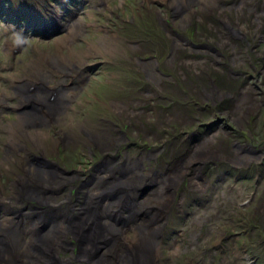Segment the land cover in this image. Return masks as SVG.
I'll return each instance as SVG.
<instances>
[{
	"label": "rangeland",
	"instance_id": "1",
	"mask_svg": "<svg viewBox=\"0 0 264 264\" xmlns=\"http://www.w3.org/2000/svg\"><path fill=\"white\" fill-rule=\"evenodd\" d=\"M20 1L34 11L25 17L29 21L23 19ZM48 4L59 12L55 18L44 16ZM73 23L69 42L56 45ZM188 24L183 33L179 28ZM175 30L218 50L221 58L207 51L206 62L194 70L178 69L176 60L188 52L180 43L172 51ZM46 35L52 38L45 40ZM102 43H111L112 51H104ZM42 56L59 62L64 73ZM153 58L158 84H148L143 73V61ZM19 81L38 84L49 94L59 88L63 105L46 125L10 141V126L17 127L32 108L17 96ZM36 107L45 112V106ZM35 130L42 135L32 143ZM17 139L18 147L12 144ZM173 140L184 142L177 155L170 151L177 144ZM112 160L115 168L126 172L134 164L150 178L132 195L115 189L89 204L95 226L88 222L65 235L61 249L54 245L55 236L45 237L57 250L40 246L48 254L45 261L41 249L23 248L46 235L44 226L60 223L64 210L69 215L63 220L79 221L87 192L95 191L96 171ZM35 162L61 173L56 180L78 178L44 189L56 202L67 198L69 205L37 212L25 195L27 201L20 199L16 206L4 204L18 191L14 183L33 178ZM25 186V191L39 188L32 181ZM162 186L167 207L131 217L134 201ZM117 195H124L125 212L123 207L112 214L97 211ZM105 220L114 237L105 246L95 245L93 259L102 264L105 249H139L138 235L149 240L150 233L153 264H264V0H0V243L6 248L13 239V264H87L73 256L89 237L85 232L103 228ZM93 234L98 238L106 230ZM24 252L33 262L27 263Z\"/></svg>",
	"mask_w": 264,
	"mask_h": 264
},
{
	"label": "bare ground",
	"instance_id": "2",
	"mask_svg": "<svg viewBox=\"0 0 264 264\" xmlns=\"http://www.w3.org/2000/svg\"><path fill=\"white\" fill-rule=\"evenodd\" d=\"M188 3H189V1H188ZM17 4L18 5H22L20 10L23 11L22 12L23 13V19H26L25 18L26 16H30V15L32 16L33 9L30 6V4H28L26 2H22V1L17 2ZM33 4L38 6V3L35 2V1H33ZM47 7H50L51 9L47 8ZM47 7L44 6V16L46 15V16L54 17V18L56 16H58L59 12L57 11L56 8L55 9L53 8L54 6L52 4H48ZM36 12H37V17L41 16L40 15L41 13L39 11H36ZM33 13H34V11H33ZM179 14H177V15L179 16ZM26 20L29 21V19H26ZM74 27H75L74 23L71 26H68L67 30H69V31H67V34L65 35V36L69 35L68 39L65 40L64 39L65 36H64L63 39L60 38L62 40L56 41V43H57L56 45H58L59 47H62V45L64 43L69 42L68 40H70V38H71V35H72L71 32H74L72 30V28H74ZM108 44L107 43H105V44L102 43V47H103L102 49H104V51L110 52L113 49V45L111 43H108ZM9 50H11V48H9ZM44 59L46 61V64L47 65L49 64V66L52 69H54L58 73L59 72L60 73H64V68L60 66L59 62H57L56 60H54L53 62H49V57L44 58ZM61 62H63V61H61ZM65 71H66V69H65ZM66 72H69V71H66ZM39 84H42V86H45L44 83H39ZM17 86H18V88L16 89L17 90L16 93H18L17 96L20 98L22 103L23 102L28 103V104L30 103L32 108H30V110H31L30 113L24 114V115H22V117H19L20 122H19V120L17 121V122H19L16 125L17 127L10 126L11 127L10 131H9V133H10L9 134V136H10L9 140L10 141H12V139L16 138L15 135H17V136L20 135L21 137L22 136L25 137L24 133H26L25 132L26 129L32 128L35 125L36 126L37 125H42V126L46 125V123L49 122L48 118L51 119V117L55 114V112L61 111L60 108L63 105L62 102L61 103L59 102V99H58L59 96H57V95L52 100V101H54V104L50 105L49 102H52V101H50L49 97L52 94V92H50V94H49L47 89H45V88L43 89L41 86L38 87V84L35 85L34 83H29V82L26 83L25 81L24 82H20L19 81ZM23 87L27 88V90L30 89V88H34V91H33V93L28 94L27 90L26 91L22 90ZM53 91L57 94L61 90L59 88H54ZM38 103L41 104V107L45 106V112L43 114L40 112L39 107H36V104H38ZM18 107H20V106H18ZM34 132H35V136L34 137L30 136V141L32 143L35 142V139H36V142H39L40 141L39 136L42 135V132H38L36 130ZM31 134L32 133H29L28 136L31 135ZM119 141L114 140L113 142L119 143ZM113 142H111V144ZM12 144L14 146L18 147L20 143H19V141L17 139V141L15 140V142H13ZM115 162L113 160L110 161V162H107V163H105L102 166L100 171L99 170L96 171L97 172V174H96L97 176H95L96 177L95 178V183L93 185V187L95 188V191L94 190L88 191L87 192L88 195H87V197H85L86 201L84 203H82V205L80 204L81 205V214L79 215L80 216L79 221H75L76 219L78 220V217H75L70 222L69 221L67 222V220H63L66 217V214L69 215V211L64 210L67 213L64 212L63 218L60 220V223L51 224L50 226L46 225V226H44V228L42 227L44 231L46 230L45 232L48 231L46 233V235L45 234L42 235L36 242L33 239L32 241L34 242V244L31 243L32 242L31 241L29 244H27V246L24 245L23 248H25L28 251H30V253H35V252H37V249H41L40 246H42V247L46 248V251H48V252H50V251H53V252L56 251L57 252V250L55 248H49L48 243H49L50 240H48V238L45 239V237H49V238H51V237L55 238L56 237L55 239H57V241H55L54 245H55V247L57 249H61V247L65 246L66 243H67L66 242V237H64L65 235H68V234H73L74 235V233L77 230H79V227L80 228H82V227L86 228L88 222H89L88 224L92 223V215H91V213L93 211H95V210L94 209L92 211L89 210V208H87V207H89V204H91L93 201H98L99 200L98 197L104 195L105 192H110L111 193V191L115 190V189L124 188V190H126L127 192H130L129 194L132 195L135 192L134 189L136 187H138L140 185H143L144 183H146L147 179L150 178L148 175L142 174L141 170H139L136 167H134V164L133 165L132 164L129 165L128 162L126 163L127 165H129V169L128 168L127 169L130 170V171L128 173V170L125 172L124 170L118 169V167L115 168L114 165H113V163H115ZM32 164H36L35 167H34L35 169L34 170L31 169V171H30V175L33 178H30L29 180L24 178L22 180V182L18 181V183L17 182L14 183L13 185L18 188V191H16V192L14 191L13 195H12L13 198L11 197L10 199H6L4 201V204H7L8 206L9 205L16 206L17 204L20 203V199L27 201V199L23 198V196H22V195H25V196H28L29 199H31L30 201L34 202V204L36 206H38V207H31L33 210H35L37 212L38 211L43 212L45 210V209H43V207L48 208V207L67 206L65 204L69 205L70 201H67L68 200L67 198L63 199V200H60L59 202H56L55 201L56 197H55V195H53V192L44 191V189H47V190H52L51 188L55 189L57 187L56 186V182L59 185H62V183L64 184V182L74 183V181L76 179H78V178L77 177H71V179H69V180H65V179L56 180L55 177L58 176V174H61V173H58V174L54 173L55 172L54 170H56L55 168L52 167V169H51L49 167L43 166L42 164L39 165L38 162H35V163H32ZM130 166H132V167H130ZM122 168L124 169V167H122ZM52 171H54V172H52ZM123 176H125V179H123L121 181ZM91 178L92 177L90 176L89 179H91ZM166 179H168V181L170 180L171 182L175 181L173 179L171 180V177H170V179L169 178H166ZM39 180H42L44 182V184H42V182L39 181ZM28 181H32L34 184L39 185L38 186L39 188H37V190H36L35 188L32 189L33 187H31V189H27L25 191V189H26L25 184ZM80 188H83V187H80ZM162 189H163V186L160 188V191L158 190V191L153 192L152 194H150L144 200H142V201H140V200L138 201L137 200L138 202L134 201V204L131 205L133 208L130 207V209H131V211H130L131 217H134L139 212H141L144 215L145 212L148 213V211H151L154 208L156 209V207H158V210H160L161 208L167 207V204H165L167 199L165 200V198L161 197V194L163 192ZM123 194H125V193L123 192ZM130 198H129V202H132L133 199L131 198L132 199L131 200ZM105 199H107V198H105ZM123 199H124V195H117L116 198L112 200V202L108 201L109 202L108 204L104 203V206L100 205L99 207H96L97 211H100L101 213H102V211H104V212L106 211L108 214H110V213L112 214L113 213V209L116 210V211H119L123 207V204H124ZM134 207L136 209H134ZM124 208L125 207H123V210H124ZM123 210H122V212H123ZM132 210H133V213H132ZM75 211L78 212V209L75 208ZM106 212H105V214H106ZM124 212H125V210H124ZM148 216H150V215H148ZM72 222H76V224L74 223L73 225H71ZM61 224H64L66 227L63 228V226H61ZM92 225L95 226L94 224H91L90 228H92ZM103 225H104L103 228L94 229L93 233L96 234V233H99L102 230H106V234L104 236L96 238L93 233L87 234L90 230L85 232L86 235L89 236V237L87 239L85 238L86 241L82 245V248H79L80 249L79 250V254L73 256V258L77 262H80V263L84 262V263H87V264H102V262H100L99 260H98L99 261L98 262V261H95L93 259L94 258V254H95L93 252H94V249H96L95 245L105 246L106 243H108V241L112 240L113 237H114V236H111V231L107 228L108 220L107 221L105 220ZM62 228H63V231L66 232L67 234H64L63 231L59 232L60 230H62ZM138 228H140V227H137V229ZM141 232H139V233H141ZM149 232H151V231H149ZM103 233H105V231ZM80 236H82V235H80ZM153 236H154L153 233H150L149 236L146 235V237L149 238V240H148L145 237H142L141 234H140V236L138 235V237L140 239L139 249H138V247H133L132 250L125 251V252L123 250H119L120 247H116L117 249L115 248L116 250H113V251H111V250L107 251L105 249V251L103 253V261L106 264H116L115 263V259H116L115 257H117L119 259V262H121L122 264H153L152 256L150 254V251L152 250V247L151 246L148 247L151 244V242L153 241L152 240L154 238ZM112 245H114V244H112ZM7 246L5 248V247H3V244L0 243V264H13V256H12L13 252H12V250L10 248V246L11 247L15 246V243H14L13 239H10V242H9V244ZM41 250L42 251H40L39 254L41 255L42 259L44 258V260H42V261H45L46 260L45 258L48 256V254H47V256H45V251L43 249H41ZM24 254H25V252H24ZM40 255H38V256L40 257ZM25 257L27 259V263H28V261L33 262L32 260L29 259V255L25 254ZM64 262H66V261L63 260L61 262V264H63ZM19 264H26V263L25 262H20Z\"/></svg>",
	"mask_w": 264,
	"mask_h": 264
},
{
	"label": "flooded vegetation",
	"instance_id": "3",
	"mask_svg": "<svg viewBox=\"0 0 264 264\" xmlns=\"http://www.w3.org/2000/svg\"><path fill=\"white\" fill-rule=\"evenodd\" d=\"M239 1H242V0H239ZM228 2L230 4H232L233 2H236V0H228ZM252 7H254V6H252ZM169 11H170V13H174V10H172L173 12L171 10H169ZM210 22H213V21H210ZM192 24H194V23H192ZM168 25H170V24H168ZM190 25L188 24V26H186L184 28L180 27L179 29H181V31L183 33H186V30L189 27H191ZM192 28H196V25H194ZM211 34H214V33L211 32ZM169 36H171V35H169ZM194 38L195 37H193V38H189L188 36L186 37L185 35L179 33L178 30H175L173 35L171 36L169 44H170V47L171 46L173 47L172 51H173V49L176 48V45L178 43H180L183 46V48H187V49H185L183 51L184 52L185 51L188 52L187 56H185L184 59L179 58V61L176 60L178 69L179 68L182 69V68H185V67H190L191 70H194V67L197 66L196 64H201V63L206 62V61L203 60V58L206 57V55H207L206 52L207 51H211L213 54H215V56H218V58H221V54H219L218 50L215 51L213 49H209L208 45H204L202 42H194L193 41ZM175 43H176V45H175ZM171 57H172L171 53H169L168 54V60ZM176 58H178V57H176ZM143 62L145 63L144 68H143L144 78L147 79L148 84L149 83L158 84L159 81H160V78L157 75L154 74V73H158L159 72V69H158L159 67H158L157 60L155 58H153V59H150V60H147V61H143ZM217 65L219 66L218 69H220V70L221 69H225L224 64H220V65L217 64ZM190 72L191 71H189V73ZM200 72L202 73V71H200ZM204 76L208 79V75H204ZM232 77L233 78H237V76L234 75V74H232ZM187 81H188V83L190 82L189 80H187ZM180 83H182V81H180ZM178 84H179V82H178ZM186 85H188V84H186ZM172 106H174V104ZM173 141H174L175 144L176 143L177 144H176L175 148H170V151L173 152V154L177 155V154H179V149L181 147V144H183L184 142H182L180 140H173ZM170 145H172V144L170 143Z\"/></svg>",
	"mask_w": 264,
	"mask_h": 264
},
{
	"label": "water",
	"instance_id": "4",
	"mask_svg": "<svg viewBox=\"0 0 264 264\" xmlns=\"http://www.w3.org/2000/svg\"><path fill=\"white\" fill-rule=\"evenodd\" d=\"M50 38H52L51 35H48V36L46 35V37H44L45 40H48Z\"/></svg>",
	"mask_w": 264,
	"mask_h": 264
}]
</instances>
